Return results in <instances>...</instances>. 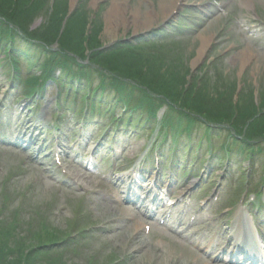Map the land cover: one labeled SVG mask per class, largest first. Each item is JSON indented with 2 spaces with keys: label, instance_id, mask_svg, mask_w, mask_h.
I'll return each mask as SVG.
<instances>
[{
  "label": "rangeland",
  "instance_id": "374dc122",
  "mask_svg": "<svg viewBox=\"0 0 264 264\" xmlns=\"http://www.w3.org/2000/svg\"><path fill=\"white\" fill-rule=\"evenodd\" d=\"M176 1L153 0V3L156 4L153 11H158L153 17L156 20L155 24H153L152 18L148 19L146 16L151 14L150 8L145 6L142 9L141 6V12L136 13V19L138 18L140 26L129 30L133 26L127 27V21L116 23L112 30L106 31L108 33L106 43H104V32L101 41H94L93 36L88 34L94 29L98 31V34L101 33L102 27L97 24V21L102 25L103 18L104 21L106 20L105 9H110L115 4L118 7L123 3L127 8L130 3L134 5L139 3V0H11L9 2V6L12 7L11 13L4 15L0 13V26L20 28L21 32L28 35H22L24 39L32 36L35 39L42 38L41 40H44L49 25L62 20L58 16L64 14H60L58 5L63 2L62 7L69 10L67 14L69 12L76 14L74 17H66L64 22L68 26L75 25L73 29L79 37L74 41H65V34L68 33L69 26L66 30H61L63 36H59L51 47L57 53L72 52L78 58L89 62L91 55L99 53L100 48L103 46L112 48L117 42H120L117 45L125 47L121 52H115L122 56L120 60H133L134 55L129 53L128 47L138 49V47L144 46L143 40L153 42L157 32L167 30L172 23L183 24L181 33L187 34L192 30L188 24L192 23L195 26L194 18L207 17L206 20L200 19L199 25L195 26L194 30L199 31L198 34L192 32L195 34H187L184 37L185 41L180 39L169 42L162 46L164 49L160 48V52H156L158 55L150 57V61L147 63L145 61L138 62L135 66L125 62L129 65L123 66L122 64L125 63L112 59L116 58L114 54L106 55L105 51L101 54L107 60L103 57L100 61H111L117 66L125 67V71L133 70L135 71L133 76L138 71L139 75L137 76L142 78L156 76L161 81L175 78L181 82L184 76H189L188 81L191 82L193 76L190 77V75L196 72L199 74L204 72L208 75L211 72L220 76L231 73L235 77V81L232 83L230 80V85H236L235 91L237 92L232 98L230 106L232 104L233 108L235 110L238 108L236 111L242 114L240 118H237V121H246L245 118L250 110L249 106L258 105L261 100L264 104V10L257 11L258 5L262 4L264 0H179L180 5L177 6L176 12L164 19L169 13L168 8L171 9V5ZM225 2L230 4V8L221 11V6ZM244 5L248 7V12L243 11ZM62 7L60 8L61 13ZM134 9L140 8L134 6ZM238 12H241L242 17L240 16L239 21L235 22L233 15ZM106 13V16L110 15V13ZM9 15L20 17V21H14ZM81 20L86 22L93 20L96 28L91 26L89 31L83 30L78 35L79 30L83 28L77 26ZM149 21L152 22L150 25ZM26 28L28 31H23ZM200 28H203L202 31ZM125 29L127 30L125 31ZM95 35L97 36L96 33ZM18 37L20 44L24 39L21 36ZM204 39H208L210 42L202 47ZM95 42L101 44L100 47H97ZM23 49L26 51L25 48ZM0 50V66H2L4 62L1 60H4L5 55L2 54L3 50ZM244 51L248 53L249 59L242 62L239 56ZM149 52V50L142 51L144 54ZM187 52L191 53L190 56ZM97 56L93 58V61H96ZM22 65L21 69L27 68L24 62ZM213 67H216V71L212 70ZM23 70L21 74L26 76ZM111 70L109 74L116 72V69ZM6 72V69L2 70L0 67V224L2 225L0 231L2 235L11 236L7 244L9 250H15V252L21 250L24 242H28L29 239H36L30 242L31 245L36 246V243L44 241L48 231L54 232V238L59 237L60 239H64L65 233L70 232L81 234L75 238L77 241L72 244L73 252L69 254L72 257H69L67 262L59 260L56 263V260L52 261L53 257L50 256L46 260L41 259V262L44 264H84L87 259V251L92 250L91 253H93L102 249L103 254L98 259L107 261L103 264H130L131 256L129 254L132 251L129 250L141 249L144 257L138 264H212L208 263V260H203L201 255L203 253L200 251H194L193 254L184 252L179 243L183 245V242H186L188 244L191 240L179 236L178 232H172L166 224L162 226L158 221H150L146 218L147 215L144 218L154 228L151 234L148 235L146 229L138 230L136 227L133 229L130 227L133 224H139L143 218L137 216L133 209L128 208V205L121 200L118 189L113 187L111 181L115 179L118 183L123 177L128 178L133 175L137 169L146 170L150 175L158 174V184L163 190V197L165 193L167 194V190L171 191L169 193L172 195L171 200L168 198L164 202H160L163 207H167L170 201H176L175 209L178 208L179 212L183 210L181 198L185 197L186 199L188 196H193L189 214L182 217V220L187 225L190 219L195 218L196 220L191 222L188 227L195 224L197 231L205 226L219 230L222 228L218 225L220 222L227 223L230 220L233 221L232 223L236 222L234 217L237 218L236 210L239 209L237 202L241 200L242 196H245L243 190L247 188L251 192L255 191L256 198L253 197V200L258 202L261 208L253 219L252 230L257 231L260 237L264 236V153L253 156V161L242 159L236 161L235 159V162L228 167L217 163L214 169L204 168L201 164L202 159L209 156L206 149L208 147L207 139H216L218 143L221 140V135L217 134L214 138L206 131L190 132L194 137L189 139L187 135H183V138L180 139L182 145H187L182 149L183 156L179 157L182 163L186 161L188 164H180V167L174 171L178 175L182 173V176L185 173H193V176L188 175L179 183H175L169 173L171 166L168 167V170L162 171L160 168L163 167L164 162L161 159L158 161L156 155L157 164L153 165L148 161L151 153L149 154L147 150L152 146V141L145 140L149 134L148 129H141V127L138 129V125L130 126L128 123L123 125L126 133L121 131L115 138H111L112 132L105 134L98 127L101 122L111 124L110 118H106L107 112L105 115L96 114L94 130L82 129V124L76 121L77 116L71 115L70 118H67L62 113V109L68 108L69 105L62 103L61 100H58L60 102L58 105L55 102L57 93L64 92V86L61 84L58 86L56 83L46 86L43 96L47 97L36 101L34 99L37 96H28L22 83L18 84L16 90L13 88L11 90V80L5 77ZM40 72V68L32 69L30 75L35 77ZM60 74L56 72L55 77H62ZM122 76L126 77L127 74L121 71L115 79H120ZM189 85L196 87V81ZM95 89L94 84L93 90ZM246 90V94L241 95V92ZM11 93H13V98L3 100L4 95ZM135 98L137 101L140 100V97ZM69 101L73 103L71 99ZM56 113H59V116H55ZM114 114L121 116L118 111ZM111 115L114 117L113 113ZM42 116L45 117L44 120H41ZM30 126L29 136L24 138L21 135L22 130ZM63 136L65 138L60 139ZM31 137L34 138V143L27 148L25 145ZM215 147L217 153H220L221 149L218 144ZM28 151L30 152L28 153ZM58 151L60 152L57 153ZM56 155L60 158L57 159ZM33 158L36 159V164H34ZM87 162L93 164L97 171L96 175L88 171L89 169L85 166ZM181 166L184 171L180 173ZM191 166H195L192 171ZM115 186L119 189L127 187ZM82 199H84L83 204L79 201ZM248 199H246L247 205L250 203ZM250 205L253 207L248 208L247 206L245 210L248 216L255 212L256 205ZM199 211H202V215ZM80 212L84 214V218L79 220L78 224H73V217L78 216ZM165 215H168V212L163 216ZM158 216L155 215V217ZM171 217L176 216L172 213ZM242 222L249 227V220L244 218L237 224L242 226ZM100 224V229L94 230ZM163 229L169 230L164 232ZM212 232L213 230H210L208 235ZM187 244H184L185 249H192ZM147 252L154 255L152 259L148 258ZM77 253L82 255L74 256ZM0 257L4 256L0 253ZM4 259L10 264L17 260L11 255H5Z\"/></svg>",
  "mask_w": 264,
  "mask_h": 264
},
{
  "label": "trees",
  "instance_id": "16d2710c",
  "mask_svg": "<svg viewBox=\"0 0 264 264\" xmlns=\"http://www.w3.org/2000/svg\"><path fill=\"white\" fill-rule=\"evenodd\" d=\"M11 0H0V13H2V15L6 14V13H11L12 7L9 6V2ZM62 4L64 5V3L62 2ZM59 4V10L60 14H64V15H60L58 17H60L62 20H58L57 23H61L64 22V19L68 16L67 12L69 10L66 9V7H62L63 5ZM66 6V5H65ZM62 7V13L60 8ZM58 13V12H57ZM66 14V15H65ZM9 17H11L14 21L18 20L20 21V17H13V15H9ZM57 17V18H58ZM73 17V16H72ZM86 21L81 20L78 28L81 26L83 28H81L79 30V34H81V31L83 30H87V25L85 24ZM56 24V23H55ZM55 24L53 25H49V29L46 32V36L44 40H40L43 42L44 45H39V40L36 41L33 38L34 37H29L32 38L33 42L35 41V43H33L35 45V47H38L37 49H43L45 50L47 48V56L44 54V52L39 51L40 54L44 55L46 57V59H48L47 63H48V70L49 73L56 71V69H62V68H67L71 70V75H69V79L68 80H72V82L70 81V85H69V89L75 91L76 93L80 92H88L87 95L84 97L86 100L89 101H95L94 97L100 93L99 91L102 90L107 84H110V89L111 92L112 91H119V93L124 94V96H135V91L136 90H143L140 87H145L147 89L150 90V92H153L156 96L162 97V99L160 100H151L150 101V105H153L154 103L157 102V104H155L156 106H158V104L160 103H164L167 104L169 102H171V106H177V107H183L188 109L189 112H199V108L201 106H199L198 103H202V101H200L201 97H197L196 99L192 97V99H189V97L187 96V88L185 87V85L183 84L184 82V78L181 82H179L177 79L172 78L170 80H158L156 76H148V78L145 77H140L137 76L139 75L138 71L136 73L135 76L133 70H130L131 72H126L127 76L126 77H132L130 78L133 82L134 85H127V82H125L124 80H120L115 79V80H110L108 78H102L99 74V72L97 70H93L92 73L87 70L85 67H81L79 64H77V56H75L72 52H62L61 53H57L55 52L52 48L51 45L52 43H56L57 39L59 38V34H60V27L55 26ZM69 31L67 34H65V41L66 42H70V41H74L75 39H78L79 36H77V32H74V27L75 25H69ZM62 29V28H61ZM22 30V29H21ZM23 31H28V28L23 29ZM76 31V30H75ZM22 35H27L24 32L20 31V28H13L12 26H8V28H6L5 26H0V47H5L6 50L5 54H8V50L9 51H13V50H18L17 49V43L19 40L18 36H22ZM28 36V35H27ZM41 38V37H40ZM42 39V38H41ZM48 43V44H47ZM29 46V45H28ZM32 47H34L33 45H31ZM46 46V48H45ZM50 48V50L48 49ZM28 51H30L29 48H27ZM10 54V53H9ZM149 55V54H148ZM93 56V57H92ZM96 55L92 54L91 57L94 58ZM14 57V56H13ZM152 57V56H151ZM146 58V59H145ZM150 57H146L144 56L142 61H145L147 63V61L149 60ZM14 59L16 60L17 58L14 57ZM134 60V59H133ZM136 61V60H135ZM138 61H140L138 59ZM20 60L17 59L16 62H14L16 65L19 64ZM128 62V61H126ZM46 63V64H47ZM133 64V62H130ZM129 63V64H130ZM127 63L122 64L123 66L129 65ZM106 66H108V64H104ZM121 67L118 66L119 69H116L115 74L117 75L119 72H123L126 69L125 67ZM121 68H123V70H121ZM63 70V69H62ZM73 71V72H72ZM125 74V73H124ZM148 74V73H147ZM123 77V76H122ZM123 77V78H126ZM86 81H89L91 84L92 83H99V85L96 87L95 90H92L91 88H88V86L86 85ZM97 81V82H96ZM84 84V85H83ZM103 95V94H102ZM134 100V99H132ZM139 103V102H138ZM199 106V107H198ZM228 109H229V105L225 104L224 107L220 108V109H214L215 113H211L210 115V122H213L214 124H223L226 125L228 124L230 127H232V129L236 132V134H238V136L241 139L242 142V148L248 147L249 143H259V142H264V115L262 117H259L261 119V121H258V124L256 125V122L251 123L250 125H248L250 128H248V130H245L246 128V121H237V118H240L242 115L241 113L238 114L239 117H237L235 120L233 119L234 117L233 114H229L228 113ZM181 124L183 126V123H193V119L185 114V113H181ZM193 121V122H192ZM256 125V126H255ZM11 239L10 235H6L3 239L0 238V253L2 256L5 257V255H11L13 257H16L17 260L15 263L13 264H44V262H41L42 256L45 255L46 253H41V246L43 244H40L39 242L36 243L37 245H31L30 242H32V239H29L28 242H24L25 244H23L24 246L22 247L21 250L15 252V250L11 251V249L9 250V246L4 247L3 244L5 243L6 245L8 244V241ZM21 245V244H20ZM29 246L31 249L29 252H25V247ZM3 248V250H1ZM51 255H45L44 258L42 260H46L47 257H50ZM4 257H0V264H10L7 263L6 259L3 260ZM53 260H56V258L54 256H52ZM62 260V259H60ZM63 261V260H62ZM59 260H56V263H58Z\"/></svg>",
  "mask_w": 264,
  "mask_h": 264
},
{
  "label": "bare ground",
  "instance_id": "6f19581e",
  "mask_svg": "<svg viewBox=\"0 0 264 264\" xmlns=\"http://www.w3.org/2000/svg\"><path fill=\"white\" fill-rule=\"evenodd\" d=\"M96 1V0H95ZM98 1V0H97ZM72 4V2H71ZM117 4H115V6L110 8V9H105V21H104V18H103V23L102 25L98 22V24L102 27V31L100 34H97V36H95L93 38L94 41L98 40V41H101V37H102V34L104 32V35H105V42L106 43V38H107V32L106 31H110L113 29V25H115L116 23H119V22H124V21H127L126 23H128L127 27H131L133 26L132 28H130L129 30H133L135 29V27L137 26H140V22H138V18L136 19V13H140L141 11V6H142V9L146 6L148 8H150L149 10H151V14H148L146 15L148 19H151L152 18V22L153 24H155L156 20L153 18L156 16V13L158 11H153V9H155V5L153 3V0H139V3H136L134 5H132L131 3L129 4V6L126 8V5L123 3L121 4L120 6L118 5V7L116 6ZM180 3H179V0H177L176 2H174L172 5H171V9L168 8L169 10V13L167 14V16L164 18V19H167L169 15L173 14L174 12H176V8L177 6H179ZM72 6H74V4H72ZM134 6L139 7L140 9H134ZM133 7V8H132ZM116 8V9H115ZM162 8H164V6L162 5ZM167 10V8H166ZM106 12L110 13V15H107L106 16ZM167 12V11H166ZM165 12V13H166ZM100 13V12H99ZM117 17V18H116ZM116 18V19H115ZM149 25L152 23L151 21H149ZM55 23H53L54 25ZM55 26H58L60 28H63V29H66V28H69L68 24L66 22H61V23H56ZM127 29H125L126 31ZM157 30V28H156ZM203 35V34H201ZM168 37H171L169 34L166 38ZM204 37V36H202ZM199 39V38H197ZM144 41V40H143ZM202 41V40H200ZM209 40L208 39H204L202 41V47L203 45H208L209 44ZM96 43V42H95ZM97 44V47H100L101 44L99 43H96ZM146 44L145 46L143 47H140L141 49H146L147 46H149L148 42L144 43ZM39 45H44L42 41L39 40ZM201 47V49H202ZM38 47H29L30 49V53L29 55H27L28 57V60H31V59H34L35 57H37L38 55H41L39 52V49H37ZM154 48H157V46H154ZM121 56V55H120ZM124 58H125V55L123 54ZM122 57V56H121ZM6 58H9V57H6ZM6 58H3L4 60H1L2 62L6 61L7 59ZM6 59V60H5ZM19 59V58H18ZM239 59L242 61V62H245L247 59H249V55L246 51H244V53H241L240 56H239ZM9 62V61H8ZM7 62V63H8ZM130 62H133V64H130V65H135L136 66V63H138L139 61L138 60H131V61H128V63ZM6 63V62H4ZM10 64V63H8ZM30 65V63H29ZM28 65V67H29ZM28 67L24 70H27ZM62 73L60 75H62V77H60L59 79L57 80H52L50 79V84L53 83V82H57L56 84L59 86L61 84V86H64V92L65 93V96L68 97L69 99L72 98V95L69 96V94H67V92H72V90H68V91H65V86H69L70 85V81L72 82V80H68L69 79V75H71V70L70 69H67V68H62ZM14 70V69H13ZM23 69L21 70H17L15 72H20L22 71ZM121 70H123V68H121ZM125 71V70H124ZM128 71V70H127ZM126 71V72H127ZM73 72V71H72ZM126 72H124L126 74ZM128 72H131L130 70ZM132 73V72H131ZM102 76H104L103 73H101ZM131 77H126V78H123V77H120L121 80H124V81H129ZM229 78L231 80L232 83H234L235 81V77L233 76V74L230 73L229 75ZM110 80H114L112 78H108ZM32 81V80H31ZM116 81V80H115ZM97 82V81H96ZM32 83H35L34 81H32ZM99 84V83H97ZM247 85V84H246ZM231 85H227V84H220L219 88L217 89V92L214 93V95H208L207 93L203 91H197V92H200V96H201V99L200 101H202V106H201V112H200V116L205 119L206 121H208L210 119V114H211V109L214 110V109H220L222 107L225 106V104L229 105V100H230V94H229V88H230ZM13 88V87H12ZM11 88V90H12ZM110 89V84H107L106 85V91H105V94L103 95V97H101V92L98 93L95 97H94V100H96L97 104H98V109L95 111V112H87L88 111V107L86 106L87 105V102L88 103H91L89 101H84V103L82 104H73L71 106H69L67 108V111L65 109H62V113L64 115H66L65 117L67 118H70L71 115L74 117V116H77L78 119H76L77 122L81 123L82 124V129L84 128H88L90 130H94V128L96 127L95 122H94V118L96 116V114H99V115H105V113H110L112 112L113 115H114V121H115V124H116V127L119 129L122 128V125L124 124H127L129 120L132 119V117L135 115V114H138L139 112H141L143 109L144 110H148V107L150 105V101L151 100H155L154 96L152 95V93L150 92L149 89L145 88V87H140L142 88L143 90H136L135 93H138V96L137 97H140V102L138 103V101H132L133 96L129 97V96H124V94L122 93H119V91L117 90L116 91H110L108 89ZM74 94H75V91H73ZM26 93L28 96L30 97H33L35 96L36 92L34 91V89L29 86L28 89H26ZM45 92H40V94L34 99L36 101H40L41 99L47 97V96H43L45 95L44 94ZM60 93H63V92H58L57 95L59 96ZM79 96L83 94V92H79ZM58 96H56V101L57 102V105L60 103L58 101ZM214 97H218V99L213 103L212 102V99L211 98H214ZM13 98V93L9 94L8 95V98L7 99H11ZM171 102L167 103V104H164V106H169ZM94 104V103H92ZM96 105V103L94 104ZM108 107V108H106ZM119 112V115L121 116H116L114 114V112ZM61 112V111H60ZM55 116H59V113H56ZM45 117L42 116L41 120H44ZM253 121L258 123V121H261V119L259 118V116H254L253 117ZM72 121V120H71ZM100 123V122H99ZM104 124L103 122L100 123V125L98 126L100 131L101 132H104ZM30 128H27L26 129V134L29 136V131H30ZM84 132V131H83ZM183 132L185 133V135H188V129L187 128H184ZM65 136V135H64ZM60 137V139H64L65 137ZM75 136V135H74ZM56 137H59L58 135H56ZM189 137L192 138V135L189 133ZM74 138V137H72ZM190 139V138H189ZM34 143V138L31 137V139L29 140V142L25 145V147L29 148L31 146V144ZM191 143V142H190ZM189 143V144H190ZM24 145V144H22ZM21 145V146H22ZM64 149H66V147H64ZM60 151H58L57 153H59ZM57 159H59L60 157L57 156ZM34 159V158H33ZM36 159H34V164H36ZM150 160L149 162L151 164H157V160L155 159V154L153 152H151V155H150V158L148 159ZM88 165V164H87ZM86 165V166H87ZM94 175V174H93ZM138 179L135 180V181H132V185H137V184H140L142 185L143 187L145 186H149V185H146V182H142V180L145 178V174H143L142 170H140L138 172ZM142 182V183H141ZM168 192L170 193L171 191L168 190ZM141 197V196H140ZM128 208H130L131 210L133 209L134 213L143 218V220H140L139 221V224H133L132 226H130L132 229L134 227H136V229H142L144 227V224L145 222L147 221L146 218H144L147 214V207H146V203L145 202H141V201H138L137 198L135 196H133V194H131L128 198ZM190 210V209H189ZM188 210V212H189ZM245 216H246V220H249V217L247 216V214L245 213ZM244 216V218H245ZM243 217L241 218H238L239 221H241L242 219H244ZM143 221V222H142ZM128 227V228H130ZM180 228V227H178ZM181 231L182 232H187V228L184 227V226H181ZM240 230V229H238ZM241 232H242V229L240 230V233L239 235H241ZM229 234H233V231L232 230H229L228 231ZM72 235V233L68 232V233H65V236H64V241L68 240V238ZM4 238V237H3ZM2 238V239H3ZM238 239L240 240V236H238ZM110 241V240H108ZM191 243L192 244H196V241L194 238H191ZM213 243V245L215 246H221L223 245V241L221 242H218V243H215V242H211ZM245 241H242V243H238L234 249V253H237L240 255L239 251H240V248L237 249V247H242L241 245L244 244ZM256 244H258L257 242H255ZM4 247H6L7 245L4 243L3 244ZM246 254H252L254 253V251L256 250V248H252L250 246L247 245L246 243ZM30 247L27 246L25 247V252H29L30 251ZM219 252H221L222 254L224 253V247H221V249L219 250ZM147 256L148 258L152 259V257L154 256L151 252H147ZM144 256L141 254L140 258L136 261V263L138 264L141 259L143 258ZM242 257H244V254L242 255ZM245 259V257H244ZM246 262H252V261H248L246 260ZM234 263L233 261H231V264ZM250 264H253V263H250ZM255 264V263H254Z\"/></svg>",
  "mask_w": 264,
  "mask_h": 264
}]
</instances>
